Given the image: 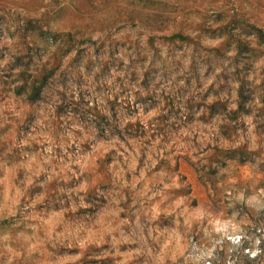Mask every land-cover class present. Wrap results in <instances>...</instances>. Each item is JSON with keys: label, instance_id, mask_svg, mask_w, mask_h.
Listing matches in <instances>:
<instances>
[{"label": "rangeland", "instance_id": "rangeland-1", "mask_svg": "<svg viewBox=\"0 0 264 264\" xmlns=\"http://www.w3.org/2000/svg\"><path fill=\"white\" fill-rule=\"evenodd\" d=\"M0 264H264V0H0Z\"/></svg>", "mask_w": 264, "mask_h": 264}]
</instances>
